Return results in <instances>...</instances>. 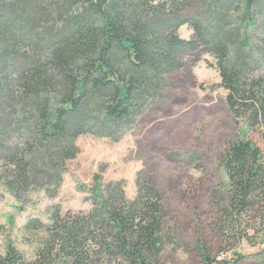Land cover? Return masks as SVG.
<instances>
[{
  "label": "trees",
  "instance_id": "obj_1",
  "mask_svg": "<svg viewBox=\"0 0 264 264\" xmlns=\"http://www.w3.org/2000/svg\"><path fill=\"white\" fill-rule=\"evenodd\" d=\"M196 51L214 57L230 112L250 130L222 154L216 229L225 250L260 245L264 264V0H0V184L19 201L55 196L78 137L119 141ZM137 187L129 198L122 180L96 174L89 211L55 205L50 223L30 218L35 257L10 241L0 264H164L173 243L164 195L141 174ZM211 255L199 247L207 264L243 256Z\"/></svg>",
  "mask_w": 264,
  "mask_h": 264
},
{
  "label": "rangeland",
  "instance_id": "obj_2",
  "mask_svg": "<svg viewBox=\"0 0 264 264\" xmlns=\"http://www.w3.org/2000/svg\"><path fill=\"white\" fill-rule=\"evenodd\" d=\"M192 32L189 25L180 28L183 38ZM226 95L214 57L190 53L185 66L169 76L163 98L149 105L119 141L92 134L78 137L80 152L68 162L55 196L36 190L19 201L0 184V253L7 252L11 241L32 260L38 243L35 235H25L26 222L38 217L50 223L55 205L62 213L89 211L86 190L96 174L104 183L122 180L129 198L137 195L141 174L164 195L173 239L165 246L164 264H207L199 256L205 245L213 258L243 255L237 264H263L256 256L260 245L243 240L225 250L228 245L216 229L228 183L222 154L229 141L250 134L247 121L231 114Z\"/></svg>",
  "mask_w": 264,
  "mask_h": 264
}]
</instances>
